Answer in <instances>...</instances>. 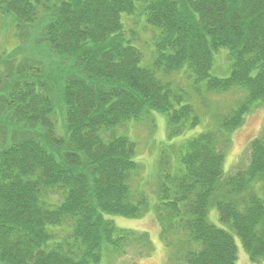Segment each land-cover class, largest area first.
Segmentation results:
<instances>
[{"label":"trees","instance_id":"16d2710c","mask_svg":"<svg viewBox=\"0 0 264 264\" xmlns=\"http://www.w3.org/2000/svg\"><path fill=\"white\" fill-rule=\"evenodd\" d=\"M0 10L19 29L39 27L22 40L28 54L19 55L20 44L0 55V264H97L104 245L149 253L147 232L104 217H138L149 207L131 183L140 167L135 142L116 129L158 111L171 139L199 122L192 99L206 106L228 90L241 100L217 128L161 159L154 210L175 260L236 264L234 235L207 218L214 205L249 259L264 261V134L248 143L246 163L223 172L225 132L264 101V0H0ZM129 18L153 32V52L149 40L138 44H149L150 65L141 64ZM221 48L227 76L210 72ZM41 51L61 57L59 77L43 70Z\"/></svg>","mask_w":264,"mask_h":264},{"label":"rangeland","instance_id":"374dc122","mask_svg":"<svg viewBox=\"0 0 264 264\" xmlns=\"http://www.w3.org/2000/svg\"><path fill=\"white\" fill-rule=\"evenodd\" d=\"M125 16V14L121 15V20L123 22H125ZM138 23L140 24V28L136 30V25L132 18H129L126 22V27L134 28L137 31L138 37L140 35L138 41H134V43L138 46L139 41L140 45L141 43L143 45V42H141L142 40H149L148 43L152 46L151 51L153 52V40L151 41L150 39L153 37L152 30L145 27L142 20ZM36 27L35 24H29L27 25L29 31H27L25 27H20L19 29L12 15L3 13L0 10V55L3 56L4 53L11 51L20 44L24 47L26 43L22 44V40H24L28 34V40H32L33 36L38 33L39 27ZM129 31L126 30L127 33H129ZM127 36L129 37V35ZM148 43L147 45L144 43L145 46H142L144 51L138 46L143 53L141 64L144 66L151 64L152 55L149 57L150 46ZM23 50L25 51L20 52L19 55L28 54V43ZM36 52H38V50H35L34 54ZM39 59L44 64L43 70L51 72L56 77L61 75L65 64L60 56L56 54L50 55L49 53L41 51ZM185 71L184 67L181 70L183 76L186 74ZM210 72L218 76L229 75L230 59L227 56L226 48H221L214 53ZM170 78L179 79L181 75L172 74ZM201 84L203 88L204 82ZM187 90L191 95L194 94L191 87H187ZM229 91L230 90L216 92L220 94L210 95L209 102L206 106L198 102L197 99L194 103L195 99H192L193 104H196L195 109L200 118L199 122L194 126L188 127L182 134L171 139H168L166 136V117L158 111L145 112L137 120L131 119L127 121L124 126L117 127L116 131L125 134L135 142L136 150L134 159L139 163L140 167L138 174L133 176L131 183L133 189L137 188L135 190L145 191L149 199V207L138 217H127L108 212H104V217L112 219L115 226L119 228L132 229L136 232H147L151 249L149 253H145L142 245H134L127 248L125 253H118L112 247L104 245L101 258L97 264H185L183 261L175 260L174 257L176 256L172 255L173 251H171L160 238V225L154 210V205L157 202V195L155 192L157 168L161 159H164V155H167L170 160L176 157V155L179 154L180 144H183L186 139L202 131L217 128V117L227 112L229 106H231L230 108L236 107L241 100L240 91ZM57 112H59L58 108ZM225 133L230 138V142L225 148V157L223 161V172L227 174L236 168L235 166L238 161L246 163L248 143L254 137L264 134V101H255L250 111L245 115L243 123L233 131ZM207 218L215 225L228 229L234 235L237 245L236 264H264V261L254 262L249 259L237 235L232 229L219 220L218 211L214 205H209Z\"/></svg>","mask_w":264,"mask_h":264}]
</instances>
